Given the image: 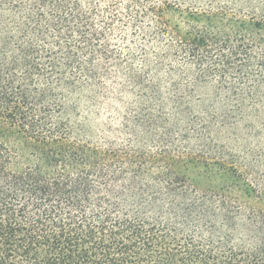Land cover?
Wrapping results in <instances>:
<instances>
[{
    "label": "trees",
    "instance_id": "trees-1",
    "mask_svg": "<svg viewBox=\"0 0 264 264\" xmlns=\"http://www.w3.org/2000/svg\"><path fill=\"white\" fill-rule=\"evenodd\" d=\"M0 264H264V0H0Z\"/></svg>",
    "mask_w": 264,
    "mask_h": 264
},
{
    "label": "rangeland",
    "instance_id": "rangeland-1",
    "mask_svg": "<svg viewBox=\"0 0 264 264\" xmlns=\"http://www.w3.org/2000/svg\"><path fill=\"white\" fill-rule=\"evenodd\" d=\"M102 119H106V117H103Z\"/></svg>",
    "mask_w": 264,
    "mask_h": 264
}]
</instances>
